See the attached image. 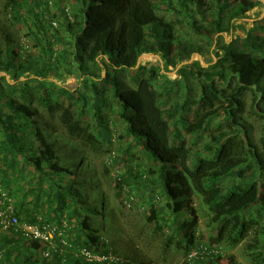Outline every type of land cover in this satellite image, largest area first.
Segmentation results:
<instances>
[{
  "label": "trees",
  "instance_id": "obj_1",
  "mask_svg": "<svg viewBox=\"0 0 264 264\" xmlns=\"http://www.w3.org/2000/svg\"><path fill=\"white\" fill-rule=\"evenodd\" d=\"M43 1L46 8V0H5L0 11V213L11 207L18 224L55 231L47 244L25 238L17 227L4 230L0 225V264H146L139 258H120L100 230L89 224L88 216L99 212L78 193L88 182L74 178L76 172L60 163L44 131L59 133L35 122L33 101L57 120L72 150H94L98 138L111 145L103 110L121 123V137L137 148V156L130 150L121 157L109 155L105 171L118 173L120 161L126 163L124 156L148 162L141 173L128 164L124 176L115 174L116 187L128 204H142L146 224L155 223L157 232L166 233L163 248L169 249L174 241L185 251L186 264H219L226 257L220 244L234 248L252 232L264 235V37L253 36L264 35V25L249 30L240 42L218 46L212 66L202 68L194 62L180 67L179 80L160 74L158 64L137 65L142 55L159 54L165 70L175 68L198 53L190 41L178 40L179 26L185 23L212 45L260 1L74 0L72 13L62 8L58 14L67 40L59 29L48 35L52 19L41 12ZM162 11L173 20L160 15ZM17 22L25 26L31 46L10 31ZM42 37L48 43L52 38L56 52L49 45L43 57L30 54V48L43 46ZM55 53L62 60L53 57ZM62 72L78 76L83 88L70 91L48 81L50 73ZM124 73L130 74L128 84L123 82ZM160 76L177 89L164 88ZM191 78L200 92L188 105L184 97ZM179 92L185 100L174 102ZM247 92L252 97L250 116L261 125L256 140L243 118ZM60 94L69 102H59ZM71 101L80 105L79 111ZM88 107L94 110L92 123L83 121ZM205 135L208 140L200 144ZM194 145L199 146L193 150ZM195 196L210 214L209 244L198 239ZM71 218L77 226L70 224ZM64 219L70 224L66 234L60 229ZM255 242L246 248L250 262L264 264V245ZM83 250L114 259L86 262ZM192 251L196 256L190 258ZM226 264L236 262L230 256Z\"/></svg>",
  "mask_w": 264,
  "mask_h": 264
},
{
  "label": "rangeland",
  "instance_id": "obj_2",
  "mask_svg": "<svg viewBox=\"0 0 264 264\" xmlns=\"http://www.w3.org/2000/svg\"><path fill=\"white\" fill-rule=\"evenodd\" d=\"M4 1L5 0L0 2V11H2L4 8ZM46 1V8L44 1L41 3V5H39L41 12L46 19H52V23L55 22L57 25L56 28L52 23L51 26L48 25V35L55 33V31L59 29L60 36L67 40L68 35L62 30V24H65L64 20L58 17V14L62 8L68 11V13H72L74 0ZM259 1L260 5L249 11L246 15V18L235 23L236 28L232 32L222 34L221 38H218V36L215 37V42L212 45L203 38L195 36L192 31L189 30V28H185V23L184 26H179L177 29L179 32L177 35L179 38L178 40L190 41L193 47L198 49V53L192 54L190 59L180 62L175 68L168 67V69L165 70L163 68L162 58L159 54H144L139 58L137 65L143 68H149L152 64H158L160 67V74L165 75L171 81L179 80L178 69L184 65L198 62L202 68L212 66L217 62L215 52H217L216 49L218 46L229 44L234 40H243L248 36L247 33L249 30L256 26L264 25V0ZM25 8H28V6ZM159 14L166 16L168 20H173V18H171L168 13H163L162 11ZM0 17H3V14H0ZM6 25L9 26V22ZM10 31L14 34L15 38L19 42L27 40L25 37L27 36L26 28L22 23H15L10 27ZM253 36L264 37L263 33L261 32H254ZM42 39H44V37H42ZM44 40L45 41H42V47L38 46L30 48L28 50L30 54L43 57V52L45 50L48 51L50 47L49 45H51V49L56 52L57 46L53 45L52 38H49V43L46 41V39ZM27 41L31 46L32 41ZM258 42L260 41L258 40ZM218 53L222 54V51L218 50ZM56 56L61 59L57 53L53 55V57ZM74 67V64H71V68L73 69ZM64 72L57 74L56 76L53 73H50V75L47 77L48 81L70 91H73L76 88H83V85L81 84L82 80L78 78V76L71 74L67 75ZM101 76H103V74ZM122 76L123 82L128 84L131 80L130 74L124 73ZM7 80L10 84H12V81H10L9 77H7ZM189 80L190 92L186 93V97L183 96L187 100L188 105L191 103L192 98H196L200 92L198 83L192 78ZM159 81L164 88H168L172 91L177 89V86H171L170 84L166 83L165 79L161 76L159 77ZM87 85L86 88H88ZM183 90L184 89L182 88L181 92ZM180 94V92L175 94L173 97L174 102H178L179 100L182 101L184 99L180 98ZM58 101H68L67 95L60 94ZM243 102V118L247 121V124L252 126V137L254 140H256L259 137L261 125L260 122L257 121L253 116H250L252 97L249 92L244 95ZM70 103L74 105V109L76 111L80 110V105L75 103V101H71ZM30 106L32 109L38 112V118L36 117L34 120L43 130H45L44 126H49L54 128L59 133L57 135L55 133H51V131L48 130L44 131V133L49 136V140L53 142L54 152L58 155L60 163L65 166H69L71 170L76 172V177L74 178H79L88 182V186L85 185L84 187L79 188L78 193L85 198L87 206L91 208L94 207L98 210L99 213L97 215L90 214L88 216V218H90L89 224L93 228L100 230V235L109 243L112 250L116 252L120 258H139L146 264H186L185 251L177 248L174 241L170 245L169 249L163 248L166 238L164 234L166 233L162 234L157 232V226L155 223L146 224L144 221V211L142 210V204L139 201L136 202L135 206L133 204H128L125 201V197H122V194L116 187L115 174L124 176L128 164L131 166L133 172L141 173L146 169V167H148V162L142 158L139 160L138 158L131 159L130 156H124L123 160H125L126 163L123 164L120 161L118 164L119 169H116L118 173L115 172V170L109 171L108 173L105 171L109 155L115 154L116 157H121L125 151L130 150V155L135 154L137 156V148H130L128 146L130 140H128L126 137H121L123 136L121 123L119 124L112 116H108L105 110H103L104 123L108 124L113 138L111 145H108L106 141L104 142L98 138V143L95 144L96 146L93 148L94 150H92V147L86 148L85 150L76 147L72 150L70 147L71 141L64 130L58 125L57 120L55 118H50L44 108L37 104V102H31ZM85 112L86 114L84 115L83 121H89L92 123L94 120V110H92L91 107H88L85 109ZM190 140L191 139L187 141L188 146L190 145ZM207 140V136L205 135L200 144L205 143ZM198 146L194 145L193 150L197 149ZM106 150H109L111 154H108ZM52 204L53 202H51L49 208H53ZM163 205H165V200L161 199L159 206ZM193 205L199 218L200 232L198 234V239H200L202 242H205L206 244H209L210 238L213 236L209 223V211L202 204L199 197H194ZM167 216L168 214L166 213L165 217ZM69 220L70 224H75L76 226L78 225L75 218H71ZM261 221L264 225V214L261 216ZM70 224L68 220H63L60 226V229L63 230L62 234H66V230L69 229ZM256 240H258L259 245H264V235H260L259 233L255 234L254 232L250 233L249 237L242 244L234 248L229 247L225 243L220 244L226 253H224L226 257L220 259L218 263L226 264L228 262V258L231 256L236 264H251L250 256L247 253L248 251L246 248L249 244H255Z\"/></svg>",
  "mask_w": 264,
  "mask_h": 264
},
{
  "label": "built area",
  "instance_id": "obj_3",
  "mask_svg": "<svg viewBox=\"0 0 264 264\" xmlns=\"http://www.w3.org/2000/svg\"><path fill=\"white\" fill-rule=\"evenodd\" d=\"M7 212H1L0 213V225L2 228L8 229L10 227H17L19 232L27 239L30 240H40L42 242H45L47 244L51 243V239L54 234V229L49 227V226H42V227H37V226H31L27 224H18V221L16 218L12 216V208L8 207ZM81 255L83 256L84 260L86 262H100V261H105V260H113L114 257L109 255L108 258H103L99 256H95L92 253L83 250L81 252ZM196 252L192 251L191 255L189 256L190 258L195 257Z\"/></svg>",
  "mask_w": 264,
  "mask_h": 264
}]
</instances>
